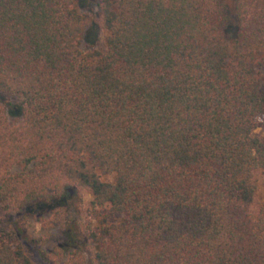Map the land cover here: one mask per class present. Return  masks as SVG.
Instances as JSON below:
<instances>
[{
    "label": "trees",
    "instance_id": "1",
    "mask_svg": "<svg viewBox=\"0 0 264 264\" xmlns=\"http://www.w3.org/2000/svg\"><path fill=\"white\" fill-rule=\"evenodd\" d=\"M96 5L0 0V264H264V0Z\"/></svg>",
    "mask_w": 264,
    "mask_h": 264
},
{
    "label": "rangeland",
    "instance_id": "2",
    "mask_svg": "<svg viewBox=\"0 0 264 264\" xmlns=\"http://www.w3.org/2000/svg\"><path fill=\"white\" fill-rule=\"evenodd\" d=\"M82 4V8L84 11L91 13L95 16L99 15V9L96 5V0H80ZM227 4L231 6L232 0H226ZM232 30L235 31L236 29V23L234 24L233 21ZM106 33L104 30L99 28L96 24L89 27L86 39L84 41L83 47L85 50L89 49H98V50H104L105 48V39H106ZM11 99V98H10ZM16 101V100H15ZM260 125L255 130V134L261 138L264 141V118L260 119ZM256 185H257V193L260 202L264 203V176H258L256 178ZM69 199L67 202V206L72 209L73 213V220L75 225L78 226L80 224H84L86 220V211L89 207L91 197L82 192L79 191H69ZM29 217L27 218V224L28 231L31 235V237L38 239L39 244L49 250L55 246V243L57 240L55 237L60 238L62 237V230L60 228L47 230L43 225H41L43 221V218H46L47 220L52 217V213L46 210L44 213H39V209H35L32 212H29ZM82 226V225H81ZM75 231L73 234H71V237L75 235V239L79 242H82V239L77 234V230L73 228ZM79 230V229H78ZM68 235V234H67ZM81 239V241H80ZM59 244V242H58ZM31 250V256L35 262V264H41L42 260L39 257L38 252L35 249Z\"/></svg>",
    "mask_w": 264,
    "mask_h": 264
}]
</instances>
